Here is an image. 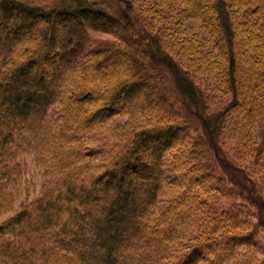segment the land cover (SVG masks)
Here are the masks:
<instances>
[{"label":"trees","instance_id":"1","mask_svg":"<svg viewBox=\"0 0 264 264\" xmlns=\"http://www.w3.org/2000/svg\"><path fill=\"white\" fill-rule=\"evenodd\" d=\"M156 1L161 7L180 2L186 5V13L179 15L180 21L193 11L200 13L205 4L212 10L214 23L224 30L230 55L234 98L225 108L209 109L207 94L190 71L165 50V38L175 32L177 21L170 30H153L144 21V26L136 28L137 19L144 18L135 12L134 0H120L117 10L101 5L100 0H64L52 8L29 0H0V75L5 77L0 80V212L15 210L16 182L23 174L21 153L33 152L38 164H49L52 173L41 195L31 202H22L21 210L9 223L0 225V264H184L181 259L178 263L171 261L177 230L196 229L202 246L208 249L218 244L222 247L229 241L225 233L218 232V202L212 199L214 196H206L223 181L210 159L208 140L207 144L205 140L190 142L194 130L184 117L190 111L184 108L183 114L178 104L170 101L173 93H168L155 70L164 64L171 68L181 94L198 105L197 115L200 114L205 136L213 138L224 128L229 112L244 108L246 97L254 110H260L256 103L260 96L254 99L252 94H259L258 86L264 82V76L246 51L241 54V47L257 41L261 29L249 24L235 31L225 0ZM249 1L253 2L250 12L255 10L262 21L264 0ZM155 15L160 19L162 13ZM121 24L123 34L118 41L89 49L88 30L117 35L115 28ZM260 26L264 29V21ZM24 36L28 42L20 47L19 58L12 62L11 55ZM206 57L211 61L213 52L208 51ZM92 59V79L100 77V69H119L110 85L113 92L112 103L106 102L109 107L123 95L130 98L145 91L150 97L152 93L158 95V106L163 112H159L157 126L150 124L136 130L125 146L97 162L93 155L102 150L91 148L95 145L88 137L92 124L89 126L87 118L78 111L90 108L84 104L88 99L101 100L109 92L96 93L102 97L94 95L89 88L95 87L89 85V73H84L83 78L78 76L82 79L74 92L81 98V110L73 115L76 126L72 124L71 112H65L73 102L65 93L60 94L61 77H67L70 69H89ZM57 62L62 64L53 69L51 66ZM121 62L130 65V74L120 75L124 69ZM238 63L251 68L243 70L239 78ZM146 79L150 91L147 85L140 84ZM54 101L64 105L62 125L48 116ZM91 113L90 117L96 118L93 124L111 117L98 110ZM42 122L45 124L41 125ZM88 141L93 144L88 145ZM248 189L251 198L256 199L250 184ZM256 201L264 210V200ZM242 221L240 217L232 224Z\"/></svg>","mask_w":264,"mask_h":264},{"label":"rangeland","instance_id":"2","mask_svg":"<svg viewBox=\"0 0 264 264\" xmlns=\"http://www.w3.org/2000/svg\"><path fill=\"white\" fill-rule=\"evenodd\" d=\"M62 1L64 0H29L33 4L49 8L60 4ZM100 2L101 5L109 6L111 10H117L121 7L120 0H100ZM213 2L215 0H210V3ZM225 2L227 9L231 12L235 31L241 25L246 26L249 24H255L261 29L257 41L253 42V40L249 44L242 45L241 54L246 51L252 63H255L262 76H264V29L260 26L264 19L261 21L255 15V10L250 12L253 2L249 0H225ZM133 4L135 12L141 14L144 18L141 20L142 22L140 19H137L136 28L140 29L141 26H144V21L146 24L149 22L153 30H158L161 27L170 30L175 21H177L175 23L176 28H174L175 32L169 33V37L165 38L167 40L165 41V50L190 71L202 92L207 94L209 109L225 108L228 102L234 98L230 85V55L226 50L224 30H219L218 25L214 23L213 12L212 10L209 11L210 8L207 4L202 6L200 13L196 12L194 14L193 11V14H187L184 17V21L179 20V15L181 17L186 13V5H183L181 2L162 5V7L156 0H134ZM155 12L162 13L160 19L155 15ZM131 13H134V11ZM123 25L116 26L117 35L99 30H88L89 49L96 50L106 42L118 41L120 36H122ZM70 29L74 30L73 27ZM148 32L143 31L146 34ZM25 37L20 38L15 50L16 52L13 53L14 55H11L12 62L19 58L20 47L28 42V38ZM123 40L125 41V39ZM147 40L149 41V39ZM32 45L33 47L36 46L35 42H32ZM183 45L187 48L182 47ZM192 47L195 48V51H190ZM208 51H212L214 55L211 61L206 57ZM59 64H62V62H57L56 66L52 65L51 67L53 69L59 68ZM92 64L93 59L88 65L89 69L87 67L70 69L68 78L61 77L60 94L65 93L72 100L71 102H73V105L65 108V112H71L72 116L76 111L81 110L79 105L81 98L74 91L79 86L78 83L83 78L82 75L84 73H89V85L95 86L89 87L94 90V95L102 97V94L96 93L102 91L103 93L109 92L110 94L113 92L110 85L112 81L116 80V72L119 69L117 71L111 68V66L100 69V74L98 73L100 77L92 79ZM120 67H124L119 72L120 75L122 72L125 76L130 74V65L126 66V63L121 62ZM36 68H39V66ZM243 70H251V68L246 63H238L236 73L238 78L243 74ZM155 72L168 93L170 95L173 93L169 98L170 101H175L183 114L186 113L184 108L189 109V114L184 117L190 121L191 129L194 130L192 131V140L190 142L197 143L198 140H205L207 144L208 140L210 159L215 163L217 173L221 175L223 181L217 184L215 189L206 192V196H214L212 199H216L218 202V218L221 220L218 232L225 233L229 238V241L223 244L222 247L217 243L218 247L212 245L209 248L211 250H209L202 246L196 229L191 230L185 227L184 229L177 230V245L172 248L173 260L171 261L177 262L181 259L184 260V264H219V260L222 259L221 264H254L255 262L256 264H264V210L262 205L259 206L256 201V199L264 200V82L260 85L261 87L258 86L259 94H254L255 91L252 94L254 99L256 96H260L258 101H256L260 105V110L259 108L254 110L252 101L246 97L243 104L244 108H241V110L237 109V111L233 109L229 112L224 128L211 138L205 136L206 133H204L200 126L199 121L201 117L200 114L197 115L199 113L198 105L194 100L181 94L177 88L171 68L164 64L163 66L156 67ZM78 76H82V78L80 79ZM4 78L0 75L1 81ZM140 84L141 86L147 85V87L150 85L148 79L141 81ZM149 87L147 89L150 91ZM156 92L158 93L159 91L156 90ZM196 94L198 96L199 93L196 92ZM94 95L92 96L94 97ZM111 97L110 94L103 99L100 98L101 100L96 98L88 99L84 104L90 106V108L78 111L80 115L83 114V118H87L86 121H88L89 126L92 124L88 137L92 142H95V145L92 146L91 144L93 143L91 141H88V145H91L92 149L97 147L102 150L101 153L93 155L94 162L100 161L104 156L108 157L111 153L120 150L127 144L128 138H131L134 132L141 129V127H146L150 124L157 126L156 123L159 120L160 113H163L160 106H158L159 97L155 93H152V97L145 91L130 98L123 95L114 102V105L109 107L106 102L112 103ZM217 97H222L223 100ZM212 98L217 99L213 101ZM125 103H128L129 106L124 107ZM63 108L64 105L62 106L60 102L54 101V104L49 109L48 116L56 121V124L58 121L59 125L63 124V120H60L61 116L64 115L62 114ZM97 110L104 114H109L111 117L105 122L99 124L95 122L93 124L92 121H95L96 118L90 117L91 111ZM74 117H72V124L76 126V119ZM43 124L45 123L42 122L41 125ZM62 133L59 132V135ZM189 133L191 134V131ZM210 139H213L214 142ZM55 140L57 141L58 139ZM86 141L84 139L83 143H87ZM58 142L60 141L58 140ZM88 145L85 146L89 147ZM19 160L20 162H18L21 163L23 174L16 182L18 201L13 212L4 210L0 212L1 226L9 223L10 219L21 210L22 202H31L39 197L42 193L43 185L52 177L49 164L47 165L46 163V166L39 165L33 152L21 153ZM197 169L198 171L201 170L200 167ZM249 184L253 187L256 199L251 198V192L248 189ZM202 209H204V212L207 211L206 208ZM239 216L243 221L238 224H232V221H237V218L240 220ZM229 249L233 250L228 252ZM222 255L224 256L221 258Z\"/></svg>","mask_w":264,"mask_h":264}]
</instances>
